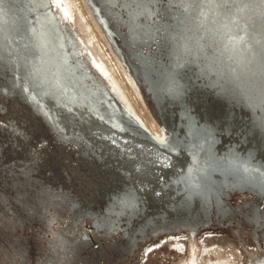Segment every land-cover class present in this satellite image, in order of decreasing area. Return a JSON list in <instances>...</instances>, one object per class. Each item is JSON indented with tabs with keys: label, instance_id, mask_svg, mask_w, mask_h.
<instances>
[{
	"label": "bare ground",
	"instance_id": "1",
	"mask_svg": "<svg viewBox=\"0 0 264 264\" xmlns=\"http://www.w3.org/2000/svg\"><path fill=\"white\" fill-rule=\"evenodd\" d=\"M104 2L117 21H125L132 43L154 40L152 4ZM198 4L199 15L193 17L197 24L187 25L190 16H184L178 28L167 33L176 49L171 50L170 66L160 74L165 75L158 91L168 99L164 106L170 130L151 113L125 59L106 38L99 39L102 32L89 0H0V117L5 124L0 123V131L8 137L0 140V157L13 159L42 127L39 121L47 122L64 141L80 143L82 152L93 156L97 172L105 168V181L121 182L123 207L134 215L148 211L151 217L177 216L193 206L204 210L212 199L220 201V189L230 191L246 183L263 186L264 159L252 152L250 156L237 143L243 132L232 133L237 127H232L229 112L222 115L207 109L201 99L184 98L176 73L189 65L192 55L197 63L194 75L204 85L217 86L225 78L229 82L232 78L227 75L233 74L235 90L258 106L264 101V23L255 27L254 18L264 22V0H199ZM225 5L230 10L225 11ZM142 13L144 21L139 20ZM64 26L75 36L77 50L71 49ZM210 39L216 51L208 55L205 46L212 43ZM150 57L148 51H133L129 59L151 75L155 68L153 61H146ZM92 71L135 125L122 118L108 91L92 82ZM211 237L209 232L201 236ZM189 241L190 233L166 235L146 246L144 254L165 243L186 253L183 242Z\"/></svg>",
	"mask_w": 264,
	"mask_h": 264
},
{
	"label": "rangeland",
	"instance_id": "2",
	"mask_svg": "<svg viewBox=\"0 0 264 264\" xmlns=\"http://www.w3.org/2000/svg\"><path fill=\"white\" fill-rule=\"evenodd\" d=\"M133 1L152 4L153 41L148 38L132 43L125 21H117L107 3L89 0V5L102 32L99 39L106 38L121 60L125 59L159 124L162 115L143 83L141 66L136 67L129 58L133 51H148L151 57L146 61H153L155 68L152 79L160 80L161 86L165 74L161 78L159 75L170 66L171 50L176 49L167 33L175 31L184 16L185 19L190 16L187 25L197 24L193 17L199 15L200 4L199 0ZM224 10L230 7L225 5ZM256 18L255 27H262V18ZM139 20H145L143 13ZM63 29L71 49L77 50L75 36L65 26ZM205 51L208 55L215 53L213 42L205 46ZM81 64L86 67L85 63ZM188 64L176 76L182 96L201 99L207 109L222 115L229 112L232 127H237L232 133L239 129L244 134L237 143L249 155L252 152L262 156L263 161L264 101L255 106L243 97L242 103L234 98L233 74L227 75L232 81L225 78L217 86L204 85L201 77L194 75L197 68L194 56L190 55ZM208 78L212 80L213 74ZM90 79L108 91V98L120 110L122 118L135 125L101 77L92 71ZM250 92L254 98V89ZM161 107L163 110L164 104ZM0 120L5 125L1 117ZM5 132L0 131L1 141L8 138ZM17 142L22 143L18 138ZM79 144L64 141L53 129L40 127L23 150L14 153L13 159L0 157V264H190L189 259L196 264H264V185L246 183L230 191L220 189V201L212 199L204 210L193 206L185 212L181 209L177 216L141 219L126 209V205L122 206L124 195L116 191L123 189L121 182L105 181V168L100 167L97 172L93 156L82 152ZM110 191L117 195L108 198ZM205 232L213 237L203 240L201 236ZM189 233L190 241L183 242L186 253L175 244L165 243L144 254L146 246L166 235L179 237Z\"/></svg>",
	"mask_w": 264,
	"mask_h": 264
},
{
	"label": "water",
	"instance_id": "3",
	"mask_svg": "<svg viewBox=\"0 0 264 264\" xmlns=\"http://www.w3.org/2000/svg\"><path fill=\"white\" fill-rule=\"evenodd\" d=\"M141 75H142V79H143V83L146 85V87H147V89H148V91H149V93L152 95V97H153V99H154V102H155V104H156V107L158 108V110L160 111V113H161V121L163 122V123H165L166 124V126H168V128L171 130V127L167 124V122H166V120L168 119L169 120V118L167 117V115H166V109L164 110H162V107L161 106H163V104L165 103V102H167V97L164 95V94H161V93H159V89H158V87H160L159 85H160V83H159V81L158 82H155L153 79H152V77H151V75L148 73V74H145V72H143V71H141ZM146 75V76H145ZM160 76V78H161V75H159ZM176 76H177V73H176ZM232 81V80H231ZM162 82H164V80L162 81ZM232 85V84H231ZM233 87H234V84L232 85ZM161 92V91H160ZM162 93H164V92H162ZM183 93V92H182ZM241 95H243V91H238V90H235V87H234V94H233V96H234V98H236V99H238V100H242V97H241ZM174 103V102H173ZM172 103V104H173ZM192 106H193V104H191ZM165 107V106H164ZM193 108V107H192ZM172 113V112H171ZM231 116H232V114H231ZM39 123H40V125L42 126V127H46L47 129H50V128H48L49 127V125L47 124V122L46 123H42V122H40L39 121ZM46 124V125H45ZM45 125V126H44ZM52 130V129H51ZM252 156V155H251ZM256 157V156H255ZM258 157H260V156H258ZM261 158H262V156H261ZM254 159V158H253ZM256 159V158H255ZM48 162H50V164H51V162H52V160L51 159H49V161ZM110 179H112V178H110ZM113 180V179H112ZM116 191H118V192H121L122 194H124V192H123V189L121 188L120 190H116ZM115 192V191H114ZM114 192H110V194L108 195V198H109V196L110 195H112V194H114V195H117L116 194V192L114 193ZM125 196V195H124ZM128 197H134V196H129V195H127V198ZM136 198H137V200H138V202H139V204H142L143 203V199L141 198V196L139 195V197L138 196H136ZM143 216H149L150 217V214H149V212L148 211H146V213H144V215H142V214H140L139 215V217L141 218V219H143Z\"/></svg>",
	"mask_w": 264,
	"mask_h": 264
}]
</instances>
